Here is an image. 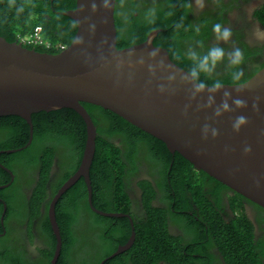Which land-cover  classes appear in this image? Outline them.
I'll list each match as a JSON object with an SVG mask.
<instances>
[{
    "label": "water",
    "instance_id": "1",
    "mask_svg": "<svg viewBox=\"0 0 264 264\" xmlns=\"http://www.w3.org/2000/svg\"><path fill=\"white\" fill-rule=\"evenodd\" d=\"M115 5L116 0H111L107 9L92 11L84 0H76L73 9L62 13L76 23V33L71 43L55 54L0 36V117L17 116L26 121L29 141L24 148L32 140L34 114L71 109L86 128L80 164L49 204L47 218L56 239L51 264H56L62 246L55 212L60 197L83 179L88 204L93 206L90 168L97 132L83 103L111 111L162 141L172 155L180 154L194 169L264 209V66L242 83L222 84L208 107L213 86L205 85L199 94L194 93L198 82L170 59L166 49L153 44L158 30L140 44L117 48ZM155 49L159 54L152 57ZM161 85L165 95L158 92ZM225 92L231 93L232 99L239 95L247 107L237 110L233 106L217 119L214 113ZM228 103L232 106L231 99ZM238 115L248 118L239 134L232 130ZM206 123L218 129L217 138L209 135L207 141L202 139L201 128ZM246 145L252 148L247 156L243 151ZM93 210L103 216L124 217ZM134 241L133 231L128 242L107 259L129 250Z\"/></svg>",
    "mask_w": 264,
    "mask_h": 264
},
{
    "label": "trees",
    "instance_id": "2",
    "mask_svg": "<svg viewBox=\"0 0 264 264\" xmlns=\"http://www.w3.org/2000/svg\"><path fill=\"white\" fill-rule=\"evenodd\" d=\"M75 1L0 0V36L8 42H14L17 41L18 36H26L32 33L36 26H40L44 39L50 41L52 44L60 43L68 46L74 38L77 27L72 19L62 13L73 9ZM138 3H140V0H116L114 19L118 49L140 44L146 40L149 33L158 30L153 39V44L166 49L170 59L189 73L192 68L199 64L210 48L216 46L225 48L221 47L217 41H207L211 35H215L213 30H210L213 28V22L209 21L207 17L210 12L205 10L206 13H193L191 11L190 0L144 1L143 7L139 6ZM149 9H154L156 12L153 23H149L146 19V13ZM255 17L264 26V5L256 11ZM33 49L53 54L58 53V51L46 50L42 47H35ZM242 52L244 58L241 65L232 66L230 63L231 56H224L210 72H200L195 81L198 83L203 81L205 85L210 86H213L216 81L229 85L246 81L264 66V60H261V57H256L257 52L255 50L244 48ZM189 53H195V59L190 57ZM237 70H241L243 76L240 81L234 82L231 76ZM83 105L90 115L97 132L95 154L90 168V176L91 174L93 176V173L97 176V179L93 178V182L91 176L92 202L95 208L107 213H125L128 212V207L131 205L127 194L123 190L121 192V189L109 202L102 203L96 201V197L100 195L101 189L99 188L101 181H113L114 176H117V182L120 185L122 184L123 174H119V172H123L125 166L122 163L123 160L121 161L119 157L121 147L112 142V138L119 139L120 145L126 149L127 156L124 159H128L126 160L130 165L128 168H131L129 171L137 169L133 157L135 153L142 152L145 153V156H148L146 153L150 156L159 155L161 157L159 160L157 157L153 158L165 170H168L167 175L174 179V182H180V172H183V175L187 174V177L190 178L189 173L190 170L194 169L193 166L180 154L175 153L172 155L162 141L131 125L111 111L91 104L83 103ZM32 125L33 136L29 147L22 148L17 153H6V150L19 149L27 144L29 140V125L17 116L0 117V150H3L0 154V163L6 165L2 159L9 158L10 160H14L17 154H27L30 151H37L38 153L43 152V163L49 168L53 156L65 158V154L59 153V148L53 144L47 147L43 144V148H39L40 145L37 143H43L45 140L55 141L59 137L65 142V145L67 144V147L70 148L73 154L71 161H74L73 165L76 167L72 168V171L67 176L72 175L80 164L86 138V128L81 117L71 109H61L50 113L32 115ZM110 165L114 166V168H110ZM198 172L219 189L230 190L203 171ZM5 175L6 173L0 169V183L3 178H7ZM67 179L64 178L58 181L54 189L57 190ZM13 185L14 183L11 187L0 189V199L2 198L0 200V214H6L5 217L12 215L10 202L13 199L11 197ZM84 186L83 179H80L60 197L56 204V220L62 239V251L60 257L57 259L58 264L64 262V264H67L66 262L72 261L69 249L78 242L76 234H82V232L75 231L76 225L86 229L85 232L93 228L95 230L97 238L96 253L91 256L90 262L92 264L100 263L104 257L102 253L103 249H106V255H108L116 251L119 245H124L130 236V223L126 217H108L92 212L88 206L86 195L78 203L79 205L76 206L74 212L72 210V212H65L63 211L64 209L59 210L60 208H64L61 205L63 201L73 197L74 190ZM175 192H179V189L176 187ZM235 195L244 198L236 192ZM3 202H6V206L4 205V207ZM145 206L147 210H153V208L148 207L149 203H146ZM82 208H84L88 216L92 215L91 222L93 227L83 223ZM258 208L261 209L259 206ZM248 227L250 228L249 224ZM41 228L47 247L45 254L48 255L47 261H49L56 241L46 217ZM4 229L8 231L7 228L4 227ZM134 229L135 241L132 247L119 254L109 264L118 261L121 264H128V260H130L131 264H155L157 259L166 258V255L159 254L157 256L155 254L154 249L158 246V243L155 244L154 239H157L158 230L155 229L154 225L148 226L146 228L147 231H139L140 226L135 222ZM2 232L3 230L1 229L0 233ZM238 233L235 230L232 234H226L225 232L224 235L227 242L225 246L228 248L225 250L237 256V258H231L229 264H263L256 255L258 253L264 258V249H261L262 245H264V236L256 239L254 242L252 240V233L250 236L244 234V238L238 237L236 235ZM7 236L0 237L1 249L8 250L10 247V239ZM161 239L167 243H171L174 237L162 231ZM246 257L251 258L252 263H248Z\"/></svg>",
    "mask_w": 264,
    "mask_h": 264
},
{
    "label": "flooded vegetation",
    "instance_id": "3",
    "mask_svg": "<svg viewBox=\"0 0 264 264\" xmlns=\"http://www.w3.org/2000/svg\"><path fill=\"white\" fill-rule=\"evenodd\" d=\"M144 1L151 0H140L138 5L143 7ZM190 4L193 13L202 14L209 11L207 17L213 25L220 23L232 30V36L228 41L217 40L216 35H211L207 39L209 42L217 41L221 47H225L224 56L230 57L237 48L242 51L248 48L255 50L256 57L264 60V40L257 39L255 35L257 28L264 29L255 17L256 11L264 5V0H203V7L197 5V0H190ZM111 141L121 147L119 157L125 166L123 172H119L123 174L122 184L117 182V176H114L113 181H101L100 195L96 197V201L109 202L120 189L127 194L131 205L128 212L119 214L128 219L130 236L133 231L135 233V222L140 226L139 231H147L146 228L151 225L158 230L157 239H154L158 246L154 251L157 256L166 255V258L157 259L155 264H229L230 259L237 256L225 250L228 249L225 246L227 243L224 238L225 232L232 234L236 230L239 232L236 235L243 238L244 234L250 236L252 233L254 242L264 236V210L258 208L256 204L236 196L232 190L219 189L196 169L190 170V178L180 172V182H174V179L167 175L168 170L153 158L157 157L159 160L161 158L159 155L150 156L146 153L148 156H145L142 152L135 153L133 158L137 169L129 171L131 168H128L130 167L126 161L128 159H124L127 156L126 149L120 145L119 139L112 138ZM37 144L40 145L39 148H43V144L45 147L53 144L59 148V153L65 154V158L53 156L49 168L43 163V152L30 151L27 154H17L14 160L2 159L7 166L0 163V169L6 173L7 178H3L0 189L11 187L13 183L14 185L11 189L13 199L10 202L12 215L5 217L6 214H0V231L3 230L0 237L8 235L10 239L8 250L0 248V264H51L53 258L56 243L51 259L47 261L48 255L45 254L47 247L41 226L48 216L49 204L57 191L54 189L57 182L69 178L71 175L69 177L67 175L76 166L73 165L74 161H71L73 154L70 148L61 138ZM24 146L5 152L16 150L11 153H17ZM2 152L3 150H0V154ZM110 168L114 166L110 165ZM93 178L97 179L95 173L92 182ZM84 187L74 190L73 197L60 203L64 208L59 210L74 212L85 195L87 198V189ZM175 187L179 192H175ZM146 203H149L148 207L153 210H147ZM4 205L6 206V202H3V207ZM88 206L96 213L93 208H97L89 204ZM81 211L83 223L93 227L92 215L88 216L84 208ZM85 230L82 226L76 225L75 231L82 234H76L78 242L69 249L72 261L66 262L67 264H92L90 259L96 253V233L94 228L88 230L89 232ZM162 231L174 237L171 243L161 239ZM261 249H264V245ZM102 251L104 257L102 256L100 263L115 252L106 255V249ZM256 256L264 264V258L258 253ZM246 258L248 263H252L251 258ZM128 264H131L130 260Z\"/></svg>",
    "mask_w": 264,
    "mask_h": 264
},
{
    "label": "clouds",
    "instance_id": "4",
    "mask_svg": "<svg viewBox=\"0 0 264 264\" xmlns=\"http://www.w3.org/2000/svg\"><path fill=\"white\" fill-rule=\"evenodd\" d=\"M84 3L92 10H98V9H107L111 5V0H84ZM197 5L199 7H203V0H197ZM156 12L154 9H149L146 13V19L149 23H153L155 21ZM213 32L216 35L217 40H224L228 41L232 36V30L228 27H225L224 25L220 23H216L213 25L212 28ZM256 38L260 40H264V29L257 28L255 32ZM159 54V50L155 49L151 52L152 57H156ZM189 56L195 59V53H189ZM224 58V49L220 48L218 46L212 47L208 50V53L200 60L199 64L192 68L189 72V76L195 81L200 72H210L212 69L215 68L216 64L221 61ZM244 58V54L241 51L240 48L235 49L231 53V60L230 63L232 66H239L241 65ZM150 71L152 69L150 68ZM243 76V72L241 70H237L232 73L231 79L234 82L240 81L241 77ZM175 77H169V80H174ZM205 87V84L203 81H200L196 84L194 88V93L199 94L200 91ZM222 87L221 81H216L212 87L213 94L209 96L208 99V107H211V105L214 103V93L216 90H219ZM158 92L161 95H165L166 89L164 86H159ZM232 100V106L229 105L228 101ZM235 107L237 110L246 109L247 102L241 98H239V95L237 98L232 99V95L229 92L224 93V100L221 103V105L216 108L214 116L215 118H220L224 113H228L232 111V107ZM248 124V118L245 115H238L233 121H232V130L234 133L239 134L241 129L243 127H246ZM209 135H211L212 139H215L219 135L218 129L215 127H211L209 124H204V126L201 128V137L204 141H207L209 138ZM244 155H250L252 152V148L250 146L244 147ZM259 186V183H258ZM132 247V246H131ZM113 254V253H112ZM118 256V255H117ZM117 256L107 259L103 264H109L113 259H115ZM104 259V260H105ZM103 260V261H104Z\"/></svg>",
    "mask_w": 264,
    "mask_h": 264
},
{
    "label": "built area",
    "instance_id": "5",
    "mask_svg": "<svg viewBox=\"0 0 264 264\" xmlns=\"http://www.w3.org/2000/svg\"><path fill=\"white\" fill-rule=\"evenodd\" d=\"M17 41L24 47H42L46 50L61 51L66 47L60 43L52 44L50 41L44 39L40 26H36L33 32L26 36H18Z\"/></svg>",
    "mask_w": 264,
    "mask_h": 264
},
{
    "label": "bare ground",
    "instance_id": "6",
    "mask_svg": "<svg viewBox=\"0 0 264 264\" xmlns=\"http://www.w3.org/2000/svg\"><path fill=\"white\" fill-rule=\"evenodd\" d=\"M59 227V226H58Z\"/></svg>",
    "mask_w": 264,
    "mask_h": 264
}]
</instances>
